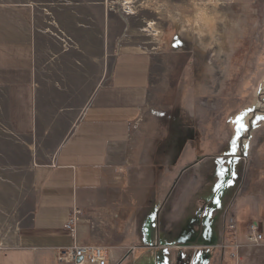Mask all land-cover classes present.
Wrapping results in <instances>:
<instances>
[{"label":"rangeland","instance_id":"1","mask_svg":"<svg viewBox=\"0 0 264 264\" xmlns=\"http://www.w3.org/2000/svg\"><path fill=\"white\" fill-rule=\"evenodd\" d=\"M4 1L33 20L42 90L58 88L64 109L81 103L94 86L78 77L92 74L94 63L108 70L115 53H152L165 65L152 90L158 112L149 108L150 126L143 131L139 122L134 147L115 152V178L101 210L111 240L158 226L151 248L169 247L153 249L154 264H206L209 253L213 264H264V241L247 237L255 221L264 233V0ZM200 6L218 10L215 49L195 22ZM240 116L248 126L242 133ZM189 122L192 130L185 131ZM57 142L15 134L0 92V250L14 244L35 187L33 169ZM233 142L240 145L234 154Z\"/></svg>","mask_w":264,"mask_h":264},{"label":"crops","instance_id":"2","mask_svg":"<svg viewBox=\"0 0 264 264\" xmlns=\"http://www.w3.org/2000/svg\"><path fill=\"white\" fill-rule=\"evenodd\" d=\"M36 40L35 24L24 8L0 0V92L6 99L10 127L15 134L32 141L58 140L33 169V194L22 209L14 244L0 250V264H59L56 249L74 241L69 216L79 209L84 212L83 218L92 214L101 220L105 192L115 178L116 149L134 147L132 142L142 131L139 122H145L146 131L150 126L147 116L158 112L153 108L158 93L153 99L152 90L165 66L159 65L158 55L115 53L107 71L101 63L92 64V74L78 77L82 83L94 84L92 90L81 103L64 109L59 102L65 99L58 88L42 90ZM103 84L106 86L101 88ZM66 116L69 119L61 122V117ZM186 126L185 131L192 130L190 122ZM61 131L65 134L54 135ZM185 155L190 160L192 149ZM104 226L100 224L93 235L87 224L80 223L76 238L104 247L109 264H126L130 259H134L133 264H154V250L169 247L165 243L151 248L158 226L148 227V233L142 232V236L139 233L119 241L111 240ZM143 249L146 252H139ZM214 260L211 253L205 258L206 264ZM222 260H226L225 254Z\"/></svg>","mask_w":264,"mask_h":264},{"label":"built area","instance_id":"3","mask_svg":"<svg viewBox=\"0 0 264 264\" xmlns=\"http://www.w3.org/2000/svg\"><path fill=\"white\" fill-rule=\"evenodd\" d=\"M84 212L75 210L69 216L68 226L73 233L74 241L70 246L59 247L56 249L57 261L59 264H109L107 252L104 247L77 240V227L80 223H85L89 226L91 232H96L99 229L101 221L94 218L92 214L84 217ZM231 228H236L234 223H231ZM249 242L260 244L264 241V233L261 231L258 222H252L249 225L247 232ZM133 249L129 250V253ZM116 264H122L119 261Z\"/></svg>","mask_w":264,"mask_h":264},{"label":"bare ground","instance_id":"4","mask_svg":"<svg viewBox=\"0 0 264 264\" xmlns=\"http://www.w3.org/2000/svg\"><path fill=\"white\" fill-rule=\"evenodd\" d=\"M216 5L219 7L220 3L219 4L217 3ZM200 8H201V6H200ZM217 11L215 14H212L208 11L207 8H201L200 11L197 12V14H198L196 16L197 21H195L198 23L197 25H199V27L201 28L202 31L204 28L207 30V32L206 31L205 32L208 33L209 38H210V41H209L210 42L209 43L210 49H215L216 47H214V43L218 41L217 35L219 34V28H218L217 18H220V17L217 16ZM156 12L161 13V10L158 8V10ZM150 28H152L153 31H156L157 34L161 33L160 30L158 28H156V26L153 22L150 23Z\"/></svg>","mask_w":264,"mask_h":264},{"label":"snow or ice","instance_id":"5","mask_svg":"<svg viewBox=\"0 0 264 264\" xmlns=\"http://www.w3.org/2000/svg\"><path fill=\"white\" fill-rule=\"evenodd\" d=\"M176 46H177V47L180 46L179 42H177ZM249 111H253V110H249ZM245 115H246V114H245ZM260 119H261V120H264V117H260ZM243 120H244V116H240V117L237 119V121H236V123L239 125V130H240L241 133H242L243 131H247V130H248V126H247L245 123H243ZM237 140H239V135L237 136ZM232 147H233V150H234V152H233V154H234V153H235V150L238 149V148L240 147V145L237 144V143H235V142H233ZM244 147H248V146L245 145ZM223 174H224V173H223V171H222V172H221V175H223ZM217 203L219 204V200L217 201Z\"/></svg>","mask_w":264,"mask_h":264}]
</instances>
